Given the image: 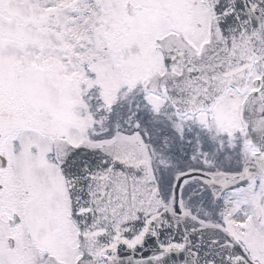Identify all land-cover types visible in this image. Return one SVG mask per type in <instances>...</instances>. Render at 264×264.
<instances>
[{"label": "snow or ice", "instance_id": "6c2138e0", "mask_svg": "<svg viewBox=\"0 0 264 264\" xmlns=\"http://www.w3.org/2000/svg\"><path fill=\"white\" fill-rule=\"evenodd\" d=\"M0 264H264V0H0Z\"/></svg>", "mask_w": 264, "mask_h": 264}]
</instances>
